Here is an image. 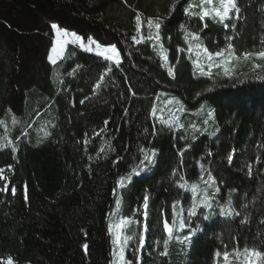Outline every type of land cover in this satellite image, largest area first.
<instances>
[{
	"label": "trees",
	"instance_id": "obj_1",
	"mask_svg": "<svg viewBox=\"0 0 264 264\" xmlns=\"http://www.w3.org/2000/svg\"><path fill=\"white\" fill-rule=\"evenodd\" d=\"M191 2L0 0V169L10 181L8 191H0V259L11 257L14 264H112L108 226L119 195L120 215L136 221L125 255L133 264L137 258L139 264H220L225 252L235 258L245 249L264 253V79L257 78L264 77V70L237 66L230 76L201 75L188 53L195 40L188 45L185 39L198 34L210 52L228 43L237 55L257 52L264 40V0H237L239 18L233 14L225 21L227 29L212 19L187 15ZM149 18L161 22L157 43L167 62L155 41L146 38ZM52 24L105 46L115 44L122 63L116 67L96 55L67 49L56 64L61 74L54 82V68L47 61ZM133 36L145 39L135 43ZM159 94L176 98L190 112L209 104L218 133L190 140L184 128L163 125L152 115ZM44 107L50 111L47 136L34 145L32 137L38 134L29 126ZM153 150V164L119 190V179L138 172L145 152ZM209 173L221 198L231 193L233 215L205 221L198 210L184 232H195L185 252L170 240L167 255H160L167 239L164 220L171 225L173 205L190 202L179 185L206 181ZM4 183L0 180V188ZM145 196L148 231L136 252Z\"/></svg>",
	"mask_w": 264,
	"mask_h": 264
},
{
	"label": "rangeland",
	"instance_id": "obj_2",
	"mask_svg": "<svg viewBox=\"0 0 264 264\" xmlns=\"http://www.w3.org/2000/svg\"><path fill=\"white\" fill-rule=\"evenodd\" d=\"M200 0H192L191 4H199ZM213 6H218V0H214V5ZM192 11H200L199 8H193ZM207 19H211V18H207ZM53 31V43L51 45V48L54 46V42H55V33L54 30ZM155 34V32L153 33ZM87 39L88 38H83V42L87 43ZM194 40L192 38L191 35L188 36L187 38V44L189 45L190 42ZM153 41H155V44L157 45L158 51L161 50V46L157 43V41L155 39H153ZM197 45H199V49L197 48ZM94 47V46H93ZM191 47V51H189L188 49V53L191 56L193 63L194 61H199L201 63L202 66H204L205 71L208 70L207 65H208V60L206 59V57L203 56V52L202 49L204 48L202 46V44L198 41L195 40L194 44L189 46V48ZM51 48L48 52L47 55V61L50 65L53 66V72H52V80L54 82H56L61 74L60 70H58L56 68V64L61 61L66 53L67 49H75V50H79L82 52H87L83 49H81L79 47V44H73L71 42H69L68 44L65 45L64 48V52L61 54V56H59L57 58V62L56 64H52L49 60H48V56L51 54ZM227 45L222 48V49H226ZM221 50V49H220ZM199 51V55H197ZM219 51V50H217ZM258 51H264V43L263 44H259L258 46ZM90 54L95 55L93 52H87ZM214 53V52H213ZM246 53V52H245ZM249 53V52H247ZM251 53H255V52H251ZM225 56H227V52L225 53ZM235 56L238 57V59H230L229 62L227 64H224V59L223 57L221 58H214L213 64H220L223 65L222 67H212L211 72H217L220 75L223 76H230L233 71L236 69L237 66H241V68L246 67L249 69V71L251 72H260L264 70V59H257L255 56H252L250 58H245L244 57V53L237 55L235 53ZM102 58V57H100ZM103 59V58H102ZM112 64L115 65L114 62L108 61ZM256 65H260V67H256ZM195 66V63H194ZM224 67H227L229 69V75H225L224 74ZM196 68V66H195ZM196 70L198 72H200L199 69L196 68ZM169 101H172V103H169ZM176 101H178L176 98L174 97H169L166 96L164 94H159L156 99H155V106L153 108V110H155V115H153V117L157 120H160L161 117H163L166 120H171L173 116L178 117L179 118V124H182L185 130L184 133L186 135V137L188 139H193L196 135H200V134H206L209 136H215L218 133V126L214 120V113H213V109L209 106V104L207 103H202L200 105V107L194 111V112H190V111H186L185 108L183 107V105L179 102L176 103ZM32 105L30 107L27 106V117L30 118L31 116V111L33 110V108H31ZM183 108V111H179L178 109ZM211 111L213 113V119L209 120L208 123H204L205 120H208V112ZM153 113V111H152ZM32 117V116H31ZM49 117H50V111L49 108L44 107L43 111L41 113V115L36 118V124H31L29 126V128L36 130L37 134L36 137H32L33 139V144L36 145L38 144L40 141L44 140L47 136V132H48V127H49ZM174 129H182L180 127H177L176 124H172V126ZM27 133V132H26ZM8 143V141H7ZM147 153H151V151L147 152ZM153 160L154 158H152V162L148 163L147 161L144 162V164H141L139 167V171L138 172H142L146 166H151L153 164ZM133 176H137L135 174H132ZM208 180H202L199 183L196 184H186V187L184 188L185 191H187L190 195V202L187 206L185 207H181L180 205H175L174 209V213H175V223L171 224L174 227V231H173V236H172V243L173 244H177L178 249L182 252H185L187 246L189 245V240L192 237V235L195 234L194 231H192L190 234L184 235V232L190 228L189 224L191 219L197 214L198 210H201V215L200 218L203 220L205 219V217H207V219H205V221H211L213 219H215L216 217H230L233 215L234 210L232 207V201H231V193H229L228 195L226 194L223 198L220 197V191L216 192L215 189L213 188V185H211V182H207ZM207 182V183H206ZM129 183L127 181H125V185L127 186ZM125 186V187H126ZM192 186H196V191L193 192L191 190ZM119 190L122 189L121 187H118ZM124 188V187H123ZM205 197L208 198L207 200V204L204 203L205 201ZM120 200V206L119 208H117V206L115 205V209L114 212L112 213L110 220H109V224L112 225H116L119 224L120 219L121 218H126L123 217L122 215H120V208H121V199H120V195L118 196V198ZM195 210V215H191V211ZM145 208L142 206L141 208V217H142V221L139 223V229L136 231V236L138 238V235L140 233L143 232L144 229V219L146 218L145 215ZM138 214V213H137ZM130 222L122 229V235L124 236H130L129 233L131 232V229L133 228V225L136 224V221L133 218H127ZM183 222L184 227L181 228L180 227V223ZM146 234V233H145ZM111 236V235H110ZM185 237H189V239H185ZM111 239L113 240L114 237L111 236ZM132 240L129 241L128 245L125 247V255L126 252L129 249V244L131 243ZM153 247V251H156L157 245L156 242H153L152 244ZM116 251L118 253L119 249L117 248V246H115L112 243V264H118V256H114L113 252ZM248 259H250L249 257H247V254L245 252H241L239 256H237L236 258L229 255L228 256V260L225 261L224 259V255L222 256V261L220 264H247Z\"/></svg>",
	"mask_w": 264,
	"mask_h": 264
},
{
	"label": "snow or ice",
	"instance_id": "obj_3",
	"mask_svg": "<svg viewBox=\"0 0 264 264\" xmlns=\"http://www.w3.org/2000/svg\"><path fill=\"white\" fill-rule=\"evenodd\" d=\"M213 5H214V0H200V3L198 5L197 4H189V8L186 10V14L189 16H198L201 21H204L205 18H211L212 20L222 24L225 29L230 27V24L225 23V21H230L233 18V14H235L236 17L239 18L240 8L238 7L237 0H218V6H213ZM174 7H175V4L173 5V8ZM193 8H199L200 11H198V12L192 11ZM135 20H136V32L138 35H140L141 34L142 21H141V15L139 13H137ZM147 27L149 29V34L146 38L148 40L155 39L156 41H160L161 37L159 34V30L161 27V22H160L159 18H157L156 20L149 18L147 20ZM204 27H207V24H205ZM231 27H235V25H231ZM51 28L54 30V33H55V42H54V46L51 48V54L48 56V60L52 64H56L57 58L59 56H61V54L64 52L65 45L68 44L69 42H71L73 44H79V47L81 49H83L87 52H93L96 56L102 57L103 60H105V61L114 62L116 67H119L120 64L122 63V57H121L120 51L118 50V48L115 44L105 46V45H102L100 42H98L93 37H88L87 43H84L83 38L75 32H69L66 29H62L57 24H52ZM153 28H155V30H156L155 34H153L151 31ZM181 28H183V25L181 26ZM188 35H191L194 40H199V36L196 33H189ZM188 35L185 36L186 40L188 38ZM132 39L135 43H141V42H143L145 37L141 36L140 39H137L136 36H133ZM226 39L231 41L233 38L232 37H226ZM261 42L264 43V40H262ZM199 47L200 46L197 45L198 49H199ZM189 51H191V47L189 48ZM202 52H203V56L206 57V59L209 62L207 65L208 70L205 71L204 66H202L199 61H194L195 66L197 69L200 70L201 75L210 76V75H212V72H211L212 67H214V66L215 67H222L223 66L220 64H213L214 58H221V57L225 58L224 64H227L230 59H238V57L235 56V50H234V46L232 43H228L226 49H221V50L216 51L214 53L210 52L206 47L202 49ZM226 52H227V56H225ZM199 54L200 53L198 51L197 55H199ZM159 55L161 56V58L163 60H165V62H167V55L165 54V51L163 50L162 45H161V50L159 52ZM252 56H255L257 59H264V51H257L255 53H251V52L244 53V57L246 59L250 58ZM77 67H79V66H77ZM256 67H260V65H256ZM223 70H224L225 75L230 74L229 69L227 67H224ZM108 71H111V68H108L105 71V73L100 76L99 81L95 84V89H99L101 87V84H102L103 79H104V75H107ZM168 74H169V76L173 75L172 68H168ZM257 78L258 79H264V77H257ZM133 95H134V93H133ZM81 103H83V101H81ZM169 103H172V101H169ZM176 103H179V102L176 101ZM178 110L183 111V108L181 107ZM152 114L155 115V110H153ZM207 115H208V120H205L204 123H208L209 120L213 119V113L211 111H209ZM13 120H14V118H13ZM160 122L167 127H171L172 124H176L177 127H180V128L183 127L182 124H179V118L175 117V116H173L171 120H166L163 117H161ZM2 123H3V121H0V124H2ZM105 124H107V121H105ZM97 135H99V133H97ZM8 143L10 144L11 141H9ZM85 143H87V141H85ZM0 147H3V146H0ZM12 150L15 151L16 149L13 148ZM101 151H103V149H101ZM141 151L143 152L144 150L141 149ZM233 154H234V150L232 153H230L227 156V160L229 163H231L233 160ZM155 155H156L155 150H153L151 153L145 152L144 160H142L140 163L144 164L145 161H147L148 163H151L152 158ZM181 155H182V153H181ZM9 168H11V166H9ZM3 173H4V170L0 169V180L5 181V183L3 184V187L0 188V191L7 192L8 191V185H9L10 181H8L7 177H5ZM133 174L139 175L140 173L134 169ZM181 179H183V177H181ZM131 180H132V175H128L127 177H121L119 179V181L117 182L118 187H121V188L125 187L126 186L125 181L130 183ZM207 182H211V185H213V186L216 184L215 178L211 175V173H209V175H208V181ZM179 187L185 188L186 185L180 184ZM191 190L193 192H195L196 186H192ZM113 191L115 194V189ZM215 191L219 192V188H216ZM12 194L13 195L15 194V188L14 187L12 188ZM25 199L27 200V195L25 196ZM207 200H208V198L205 197V201H204L205 204H207ZM116 206H117V208H119V206H120V200L119 199L116 200ZM143 207L145 208L144 215H145V217H147V211H146L148 208V197L147 196L144 197ZM173 208H175V205H173ZM190 214L195 215L196 214L195 210L193 209ZM237 215H239V213H237ZM205 219H207V217H205ZM129 222L130 221L127 218H121L119 224H116V225L109 224V226H108L109 234L114 237V239L112 240V243L115 246H117V248L119 249L118 253L116 251L113 252L114 256H118V264H133L132 261L126 260V257H125V247L128 245V243L132 239V237L122 235V229ZM174 223H175V213H174V218H173V224ZM180 227L181 228L184 227L183 222L180 223ZM163 228H164L165 233L167 234V239H165L163 241L164 250L160 253V255L165 256V255H167L168 243L172 239V236H173L174 227L169 224L167 219H165L163 222ZM147 231H148V226H147V224H145L143 232L138 235V247L134 251L138 252V251H140V249L143 248V246L145 244V233ZM185 239H189V237H185ZM83 247H84L85 251H87L88 245L85 244V245H83ZM244 251L247 254V257L250 258V259H248L247 264H256L257 261L264 259V253H262L260 251H257L255 249H245ZM219 255H220V253L218 252L217 256H219ZM228 256H229V254L227 252H225L224 253L225 261L228 260ZM0 264H14V261L11 257H8L6 260L0 259ZM136 264H139V258H137Z\"/></svg>",
	"mask_w": 264,
	"mask_h": 264
}]
</instances>
